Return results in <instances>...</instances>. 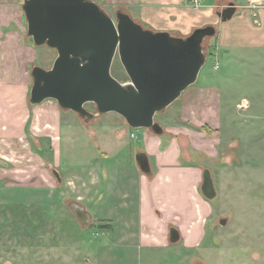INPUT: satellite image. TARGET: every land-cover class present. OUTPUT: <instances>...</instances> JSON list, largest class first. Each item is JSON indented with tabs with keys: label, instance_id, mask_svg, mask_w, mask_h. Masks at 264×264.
Masks as SVG:
<instances>
[{
	"label": "rangeland",
	"instance_id": "374dc122",
	"mask_svg": "<svg viewBox=\"0 0 264 264\" xmlns=\"http://www.w3.org/2000/svg\"><path fill=\"white\" fill-rule=\"evenodd\" d=\"M99 5L115 20L116 7ZM21 13L22 33L30 45L43 49L40 60L44 68H49L52 61L47 59L48 49H51V57L56 56L55 49L33 43L26 34V20L23 11ZM1 27L3 34H0V40L4 38L5 32L14 31V20ZM180 33L185 37L191 31ZM213 37L203 41L206 60L196 81L206 84L216 80L218 73V77L223 75V122L230 108H235L236 102L239 101L237 107L239 104L243 106L238 107L240 120L234 125L238 132L235 147L228 146L231 140L234 142L235 134L228 128L220 133L222 142L219 144L225 147V156L222 155L219 161L214 160L211 165L213 173H210L217 195L210 201L214 211L205 222L204 236L200 242L191 249L183 248L181 244H171L168 248H142L135 240L131 244L132 250H129L130 245L119 243L116 234L107 235L108 229L101 225L105 223L102 218H111L120 213L137 220V203L124 209L116 193L136 188L135 184L129 182V177L133 171L136 172L134 157L141 143L137 136L130 137L129 133L133 131L139 136L144 128L123 126L125 132L115 137L113 142L110 141L108 153L105 154L104 149L101 152L87 133L83 134L84 137L80 135L82 128L106 123L116 126L121 122L126 123L125 120L110 112L108 118L98 114L89 122H84L74 111L62 109L67 131L61 134L59 144L58 138L33 137L28 131L20 135L14 132L13 123L10 130L6 131L0 122V264H264V71L259 66L253 68L252 63L245 67L235 60L224 63L223 56H220V69L216 72L217 59L211 49ZM10 42L14 47V38ZM11 50L0 48V71L5 64L2 57ZM12 65L13 60L6 64L7 67ZM111 72L120 81L127 79L117 56ZM26 80L21 96L23 105L31 112L34 105L29 103L32 78L28 75ZM3 93H9V98L0 99V119L6 107L14 108V76L10 75L6 82L0 77V95ZM176 103L179 101L176 100ZM84 107L95 112L92 103H86ZM172 109H175L173 104L157 112L154 120L160 121V125L173 122L177 118ZM197 128L207 131L208 127L207 124H199ZM117 132L115 130L114 134ZM233 151L242 153L243 160L242 171L237 176L235 198L234 195H228L227 189L222 186L226 180H219L216 169L218 162L235 157ZM195 162H199L197 158ZM82 168H85L84 172ZM90 172L99 178L93 182L91 193L111 187L110 205H115L116 210L108 212V203L97 206L88 199L89 193L82 202L89 214L85 217L88 220L84 222L78 219L71 207L74 205L72 202H76L75 196L79 189L76 186L71 188L65 181L73 178L76 184L80 183V176L89 179ZM113 222H110V226L119 233L121 230L119 227L115 229Z\"/></svg>",
	"mask_w": 264,
	"mask_h": 264
},
{
	"label": "crops",
	"instance_id": "0c3cea01",
	"mask_svg": "<svg viewBox=\"0 0 264 264\" xmlns=\"http://www.w3.org/2000/svg\"><path fill=\"white\" fill-rule=\"evenodd\" d=\"M93 1L105 6L121 8L145 27L152 30H165L177 36L182 35L180 32L187 34L197 26L213 25L216 32L211 49L217 59L216 72L220 69V56H223L224 63L235 60L241 67L252 63L253 68L259 66L264 71V0ZM22 3L23 0H0V34H3L1 26L14 20V31L5 32L4 38L0 40V48L13 49L2 57L5 64L0 71V77L3 78V82H6L10 75L14 76V108L6 107L5 113L1 114L0 122L4 124L6 131L10 130L13 123L14 132L17 131L20 135L28 131L27 133L33 137L39 135L44 138H58L59 144L61 134H66L67 124L62 119L63 111L56 101L46 99L34 104L31 112L23 105L21 89L25 86L27 76L31 77V67L33 65L44 67V63L40 60L43 49L30 45L20 29L21 21L23 24ZM229 3L234 4L235 12L230 19L222 21L218 13ZM11 38H14V47L10 42ZM54 58L55 56L51 57V49H48V61L51 62ZM9 60L14 61V66H6ZM217 75L216 80L206 84L196 81L181 93L177 99L179 103H176V100L172 103L175 109L177 107L176 110L172 109L177 119L167 124L161 123L164 129L163 134L154 135L145 128L139 136L130 131V137L137 136L141 143L137 152L143 151L147 154L151 172L146 175L137 165L136 172L133 171L132 176L129 177V182L135 184L136 188L120 190L116 196L119 197V203H122L121 206L124 209L137 203V220H131L130 217H124L120 213L117 216L114 214L111 218L101 219L105 222L101 225L108 229L107 235L116 234V237L120 239L119 243L130 245L129 250H132L131 244L135 240L142 248H168L171 244H181L183 248L191 249L204 236L205 222L208 221L214 208L211 200L204 198L199 189L202 171L204 168H209L212 172L211 165L215 162L214 160L219 161L222 155L225 156V147H220L219 144L222 142L220 133L224 128H228V131L235 134L234 142L231 140L228 144L230 148L235 147L238 132L234 125L237 120H240L238 107L243 106L239 104L237 107L239 101L236 102L235 110L230 108L223 122L221 86L223 75L220 77V74V78ZM262 77L264 78V74ZM8 98L9 93L0 95L2 100ZM107 114L110 112L102 116L108 118ZM199 124H207V131L198 129ZM110 125L106 123L84 127L80 135L84 137L87 133V136L93 138L100 151L104 149L103 152L107 154L110 141L113 142L115 137L118 138L125 132L123 126H128L123 122L116 126ZM115 130H118V134H114ZM4 136L7 137V135ZM68 139L71 141V138L68 137ZM233 153L234 160L232 156L227 157L224 162H218L219 166L216 169L219 180H226L222 186L227 189L228 195H234L235 198L237 176L242 171L243 160L242 153L236 151ZM195 158L198 159V163L195 162ZM231 161L233 164H230ZM84 170L85 168H82V172ZM90 174L89 179L81 175L79 179L81 182L77 184L73 178L65 181L71 188L78 187L76 203L83 206L82 202L90 193L88 199L94 201L97 206L108 203V212L115 211V205L112 207L110 205L111 187H106L104 190L97 189L95 194L91 193L93 182H97L99 178L95 177L93 172ZM228 177L230 180H227ZM110 222L114 223L115 229L119 227L121 231L115 232ZM220 224L222 225L223 221ZM170 227L177 228L180 233V239L176 243L169 241ZM112 229L114 231H111ZM176 252L179 253L178 250Z\"/></svg>",
	"mask_w": 264,
	"mask_h": 264
},
{
	"label": "water",
	"instance_id": "95a60500",
	"mask_svg": "<svg viewBox=\"0 0 264 264\" xmlns=\"http://www.w3.org/2000/svg\"><path fill=\"white\" fill-rule=\"evenodd\" d=\"M21 8L33 43L56 51L49 68L31 67L29 103L55 100L84 122L114 112L129 127L145 128L154 135L164 132L155 114L196 82L206 60L203 41L216 32L213 25L196 27L185 37L152 30L121 8L115 10L114 20L93 0H23ZM234 12V4L229 3L218 15L226 21ZM116 56L127 75L125 81L111 73ZM86 103L94 104L95 112L87 110ZM135 161L140 171L150 174L145 152H136ZM199 189L208 200L217 195L208 168L202 171ZM72 203L78 219L87 221L86 209ZM168 236L171 243L180 239L175 227H170Z\"/></svg>",
	"mask_w": 264,
	"mask_h": 264
},
{
	"label": "trees",
	"instance_id": "16d2710c",
	"mask_svg": "<svg viewBox=\"0 0 264 264\" xmlns=\"http://www.w3.org/2000/svg\"><path fill=\"white\" fill-rule=\"evenodd\" d=\"M112 73V72H111ZM127 80V79H126ZM203 128H205L204 126H202Z\"/></svg>",
	"mask_w": 264,
	"mask_h": 264
}]
</instances>
